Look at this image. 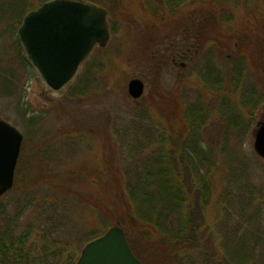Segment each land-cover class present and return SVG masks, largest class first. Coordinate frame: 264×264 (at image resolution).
<instances>
[{
    "label": "rangeland",
    "instance_id": "374dc122",
    "mask_svg": "<svg viewBox=\"0 0 264 264\" xmlns=\"http://www.w3.org/2000/svg\"><path fill=\"white\" fill-rule=\"evenodd\" d=\"M93 1L110 13L111 40L61 94L21 59L19 25L0 23V119L24 136L13 189L0 197V246L15 253L13 241L23 239L12 264H65L68 248L76 264L124 218L133 246L146 245L145 264H264V163L253 148L264 117V0ZM191 18L199 54L178 75L158 71L157 41L182 37ZM133 79L146 86L137 101L128 95ZM156 131L166 150L181 144L205 196L201 230L187 235L179 262L163 237L182 241L180 222L169 226L165 209L161 226L140 229L122 214L115 179L157 152Z\"/></svg>",
    "mask_w": 264,
    "mask_h": 264
},
{
    "label": "water",
    "instance_id": "95a60500",
    "mask_svg": "<svg viewBox=\"0 0 264 264\" xmlns=\"http://www.w3.org/2000/svg\"><path fill=\"white\" fill-rule=\"evenodd\" d=\"M17 37L37 81L48 91L61 94L74 83L95 48L108 46V12L86 0H50L25 14ZM144 93L141 79L128 83L133 100L143 98ZM253 136L254 152L264 163V117ZM23 139L16 127L0 119V197L13 189ZM76 264L142 263L123 228L113 226L84 246Z\"/></svg>",
    "mask_w": 264,
    "mask_h": 264
},
{
    "label": "trees",
    "instance_id": "16d2710c",
    "mask_svg": "<svg viewBox=\"0 0 264 264\" xmlns=\"http://www.w3.org/2000/svg\"><path fill=\"white\" fill-rule=\"evenodd\" d=\"M47 1L50 0H0V23L4 22L7 27L16 29L27 12L37 9ZM86 1L96 4L93 0ZM15 42L19 50L21 48L19 39L16 38ZM21 51L22 49H20L21 59L26 63ZM254 97L255 94L253 93L252 98ZM240 108L245 109L241 105ZM175 112L171 113V119H173V113L176 116ZM167 130L172 134V137L177 133V129L175 130L172 126L168 127ZM167 130L165 129V131ZM156 132L157 139L150 138V143L156 145L157 152L152 153L145 159V162H142L140 158L138 160L137 157L135 163H133L135 169L119 170V174L115 179H117V187L119 186V196L123 199L122 206L120 205L123 209L122 214L127 216L140 229L141 227H147L143 224L161 226L163 222L160 221V218L165 209L169 213L168 217L172 216V219L168 220L170 221L169 226L175 229L177 227L175 222H180L177 234L182 236V241L163 237L165 240L164 246L168 249L171 248V250L169 249L170 254L175 252L176 249L178 253L181 252V257L178 254L179 262L183 258V250L189 245L191 246L192 243V240H188L187 235L195 234L197 229L201 230L198 221L205 218L204 210L206 207L203 200L205 196L203 189H200L198 176H196L198 170L189 156L184 152L182 153L181 144L176 141L173 143V147L170 150L167 149V151L164 147L166 141L162 138L164 132ZM187 144L188 140H183V148L187 149ZM139 162H141V165ZM121 215L120 217H123ZM123 221L124 218H121V220L120 218L116 219L114 226H123L122 228H124ZM104 231H107L106 228L103 229V233ZM192 239L194 240V238ZM127 240L135 254L145 264L146 245L141 244L140 247L136 244L135 248L128 237ZM177 243L180 244V247L177 246ZM22 244H24L23 239L13 241L12 245L16 249L15 253L12 252L13 249L8 248L6 245L0 246V264H12L10 258L20 259L17 249H20ZM64 255L66 257L65 264H74L77 258L76 253L68 248L65 250Z\"/></svg>",
    "mask_w": 264,
    "mask_h": 264
},
{
    "label": "flooded vegetation",
    "instance_id": "af4514ba",
    "mask_svg": "<svg viewBox=\"0 0 264 264\" xmlns=\"http://www.w3.org/2000/svg\"><path fill=\"white\" fill-rule=\"evenodd\" d=\"M177 1L180 4L179 6H181L184 3L190 2L191 0H177ZM115 9L117 8L115 7L113 10ZM107 12H108V22L111 31L112 21L109 20L110 13L108 10ZM186 26L188 27L186 28ZM181 28L183 29L182 31H184L182 37L176 38L174 35L178 34L179 32L176 31L174 34L172 32L171 34H167L165 39L163 38L157 41L158 47L161 46L162 49L158 48L156 53H159L160 51L161 52L155 57H152V59L154 58L156 59V57H158V61H159V63L157 64L158 71L163 70L165 68H169L171 71H177L176 74L178 75L179 71H184L188 69L189 64H191L194 61L195 57L199 54L200 49H199V45L196 44V35L193 28L192 18L189 19L188 22L186 23L183 22ZM185 30L187 32H185ZM175 40H180L181 42L176 43ZM163 42H166L164 46L162 45Z\"/></svg>",
    "mask_w": 264,
    "mask_h": 264
}]
</instances>
